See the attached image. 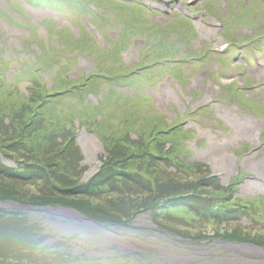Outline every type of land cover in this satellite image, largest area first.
Wrapping results in <instances>:
<instances>
[{"label":"rangeland","instance_id":"1","mask_svg":"<svg viewBox=\"0 0 264 264\" xmlns=\"http://www.w3.org/2000/svg\"><path fill=\"white\" fill-rule=\"evenodd\" d=\"M7 1V0H6ZM13 1V0H12ZM11 1V2H12ZM189 1H194L197 2V0H189ZM10 1H7L6 3L4 2V0H0V9L8 10V14L1 16L0 15V55L6 58V62L10 65V67L12 68H16V70L19 69V67H21L23 64H26L27 62H29V58L31 57V53H30V45L33 43L30 40H28V42L23 41V39L25 37H28L31 32H34V30L37 33V36L39 38H42L43 41L47 44H53L52 41H49L45 32V29H43L41 26H37V28L35 27L36 24L33 25H29L28 23L30 21H32L33 23L37 22L38 20L42 19V18H47L48 17V12L45 9H33L30 7H27L26 4H24V1L22 0H14V2L11 3ZM10 4V6H9ZM19 7H21L22 9H19ZM5 8V9H4ZM9 8H11V11L9 10ZM144 13V11H142ZM226 12V11H224ZM161 15H164L162 12L160 13ZM132 16V15H131ZM171 24L169 26V28L167 29L166 34H163V41L165 42V50L166 51H170L173 49H176V47L179 45V47L181 48V50H186L187 54H190V44L192 42V40L194 38H197L198 36V32L197 30H195V27L193 25L192 22H188L185 20V18L180 17V15L176 16L175 14H171ZM170 16H158L156 20L161 21L162 24H166L167 22L170 21ZM67 17H71L72 21L74 22V28L80 30L79 34L81 33L83 34H87L86 36V41L87 42H91V40L96 42H99L100 47L103 49L106 47L107 45V39H104L103 37V31L107 34L110 35V37L112 39H115V32L116 29L113 25L107 26L105 27L103 30L100 28V30H96L90 27V24H86V16H77L75 20L72 17L73 16H59L57 18H54L55 22L57 24H62L64 22H67ZM252 17H256V16H252ZM225 18V19H223ZM222 19L225 23V28L223 31V35H228L230 34L233 30H235L237 27L240 26H246V25H250L251 27L254 26V24L250 21L249 16H230L228 18V16H222ZM128 22H130L132 25H137L138 23L141 25H145L146 22L143 23V21H145L144 19H132L131 17H128ZM160 23V22H159ZM71 24V22H70ZM147 24V23H146ZM161 25L158 24H154L151 28L152 30L154 29H158L160 28ZM35 27V29H33ZM145 28L149 30V25L147 24L145 26ZM84 29L86 30V32L84 31ZM136 32L143 36L144 38H146L147 32L145 33H141L139 31L136 30ZM160 34H162L161 32H156V33H152L149 34L147 36V39H151L152 36L154 35L153 41H157L160 37ZM70 35L73 37V39L77 38V34H74L71 32ZM130 35L127 33L125 35V38L123 40V42L126 41V39L129 37ZM178 36V37H177ZM210 37H205V36H201L200 32H199V36L196 39V41L200 40V44L202 41H209ZM143 45V41H134L132 40V42L129 44L128 49L126 52H122L121 53V57H123V62H125V66L128 67H133L136 65V61H137V57L141 56L142 51L140 52V54L138 55L137 52L140 50L141 46ZM193 45L197 46L199 44H197V42L193 43ZM55 46V45H54ZM189 48V49H188ZM189 50V51H188ZM43 52H46L49 57L52 60V70L55 69L56 72H52L51 76H54L55 73H57V77L58 79H64L66 77V74L69 77H77L81 74L80 70L82 69L80 68H75L74 65L77 64L76 58H75V62H73V59L71 58V50L68 47H64L63 45H59V46H55V48H47L44 49ZM43 52H41L43 54ZM178 52H180L179 50H175L173 51L174 54H178ZM203 52V51H202ZM114 54V52H112ZM170 55V53H169ZM98 55L95 54H84L82 57H86V59L89 61H98ZM38 60V59H36ZM36 60H33L36 61ZM219 62V61H218ZM231 62V59H229V63ZM85 63V62H84ZM213 63H215V61L211 60L210 58H207V60L202 64L203 66V70L200 71V69H198L197 71H195L196 69L191 68L190 72L191 74H194L195 72H199L193 75L192 79L193 81H189L191 83V88L194 90H196L198 92V95L200 96V102L203 103V101L208 98L211 97L210 95L214 94L216 95V97L220 98L221 95V91L223 94V101H226V103H232L234 106H236L239 110L255 117V118H263L264 119V100L262 101H257L256 99H258L259 97V91L256 90L255 88H253L252 86L248 85L247 82H245V85L243 86H238L237 84H242L243 83V79H244V75H248L250 74L247 70V68L243 69V70H237L236 68L230 67V68H225L222 69L221 66H215L213 65ZM34 66V64H33ZM32 66V67H33ZM67 67H72L71 69L67 70V73H65ZM185 67V66H184ZM182 68L180 70L181 74L183 76L187 75V72L185 71V68ZM90 68V67H89ZM114 69H122V67H117ZM206 70V71H205ZM207 70L211 72H215L216 70L219 71H224V75L223 78L227 77L228 74L231 72L233 78L237 79L239 82H230V83H225L221 80H217L214 81V83L212 82V85L209 84V82H211V80L209 79V73H206ZM256 68H253V73H251L250 75H248L249 77L252 78H256V76L254 74H256ZM245 71V72H244ZM243 73V76L242 74ZM6 75H8V73H6ZM21 75V74H20ZM46 78H50L49 75L45 76ZM212 77V76H210ZM229 77V78H231ZM189 79V77H187ZM260 77H258L256 80H258ZM190 80V79H189ZM195 80H199V81H195ZM255 80V81H256ZM264 80V79H263ZM10 82L14 85L15 83H18L19 86L22 89V86L24 85L23 81L21 80V76H11L10 78ZM161 82H168L170 84V86L172 88H174L175 90H177L178 88L175 87L174 85V81L170 78L167 77L164 80H162ZM161 82L155 83L152 86L148 87V84L145 85L144 89L141 90V92L139 93L140 98H145L150 101L151 104V108H153L154 112H162L165 113L168 111V108L170 110L171 105L174 104V102L170 103L167 105V103L170 101L171 98H169L168 94H161V97L155 95L156 92H158V90H160V93L165 89L164 86H162V88L159 87V85H162ZM200 82V83H198ZM193 83L197 84V87L193 86ZM219 83V85H218ZM26 85V84H25ZM220 86L221 89L219 88ZM119 88V89H118ZM117 90L114 92L115 94H117V97L114 99H110V104L108 105V110L112 111L114 106H119L120 104H123V108L119 109L118 111L124 110L128 107V104H124L121 103V101H123L121 99V93L123 90V87H118ZM214 88H218V92L214 90ZM122 89V90H121ZM155 90V91H154ZM214 90V91H212ZM154 91V92H153ZM212 91V94H207L209 92ZM135 91L132 90V94ZM101 93V92H100ZM127 94H129V92H126ZM152 93V94H151ZM127 94H123V97H127ZM154 94V96H153ZM92 95L94 96V94L92 93ZM213 95V96H214ZM261 95L264 98V89H262ZM103 96V93H101L99 96H97L96 99V103H100L101 101V97ZM197 97V94H196ZM15 95H12L9 99L13 100L11 103V107L9 109V111L7 113H3L2 117L0 118V144L4 147L8 145V141L11 140L12 138L10 137V135H18V132L13 130L10 133L7 132V130L10 128L8 124H4L3 123V116L9 114L10 116H16L17 114L15 113L16 109H19L20 107V99L14 100ZM95 98V97H94ZM94 98H92L93 100H95ZM131 100L133 101L136 97L131 95L130 96ZM134 98V99H132ZM117 100V105H113V103L115 102V100ZM142 103L140 104V107H142ZM216 105L218 107V104L215 102H210L207 105V109L208 111L212 112V109L215 106L216 109ZM150 107V106H149ZM117 112V111H116ZM147 110L144 111L143 115H147ZM204 113H207L205 111H203ZM218 113V115H217ZM215 113L216 116L220 119H222L221 115L219 114V111ZM168 117H170V115H168ZM124 118H128V115H125ZM143 119V117H141ZM159 119L161 120H166L165 115L161 116ZM171 119V118H170ZM136 120V119H134ZM40 122V121H39ZM127 125L129 126H137V124L135 122L131 123L130 121H128ZM162 125V124H160ZM253 128V127H251ZM131 131L132 134H134L135 132L141 133V130L138 127L130 128L129 129ZM90 131V129L88 130ZM9 134V135H8ZM56 136L59 138L60 134H56ZM226 136V135H225ZM147 135H145L144 137H140L137 136V138H139L140 142L138 143V145L133 149L134 152L136 151H142L143 154H146L145 151H151L155 146L158 147V149H163L165 148V150L162 153L163 157H167L168 156H172L174 155L175 157L178 156V151L180 150L179 148H176L173 152L171 151V146L167 145L165 140L164 141H155L153 139H147ZM179 137L180 138H185L183 133H180L179 136H176V141H179ZM245 141H251V139H245ZM104 141L107 144L108 148L106 149V153L102 162V165L100 166L101 171L103 176H105L106 174H108V165L107 162L109 160V158H111V154L113 153L112 147L111 145L115 142L113 141H109L107 139H104ZM160 141V142H159ZM172 144V147L175 146V143ZM57 142L59 143V141L57 140ZM163 142V143H161ZM188 142V140L184 141V144H186ZM118 143L122 144V143H126L127 139H122L120 141H118ZM19 149L15 152V154H17V156H24V151H28L29 149V145H28V141L25 140L24 143H18L17 144ZM90 145V144H89ZM231 143H227L226 144V148L228 149V151L230 149ZM93 150H96V146L93 144ZM132 145H125L123 148L124 150L131 148ZM1 147V146H0ZM52 145L49 144V148H51ZM58 148V147H57ZM187 148V147H185ZM189 150H192V148H187ZM244 149L245 148H241L240 146H236V148L233 150V153L236 156H241L244 153ZM24 150V151H23ZM45 151V148L43 149ZM258 150H261L260 147H258ZM132 150L128 151L126 154H122V155H127L128 153H130ZM55 152V151H54ZM42 153V152H40ZM65 154H62L61 156H59V158H63L61 162H59L58 167L52 166L50 165L49 167H47V161H49V159H45V152L43 155V158L41 157L38 161L39 163H41V165L44 167L45 170H47L46 176L48 179V182H57L58 178L60 177H65V178H69L68 182H58L55 183L56 186L60 189H65L67 192H62L63 195L66 196L67 200L69 201H77L78 205L81 204H88L87 209H89L91 212H103L102 215L105 217H114L115 214L110 208H112L113 206H115L117 209H121V207H117L116 204H120L122 203L123 205H126V203H133L136 199H135V195L131 194V192H128L127 190H125L124 186H116V185H112V187L108 188V191H105V193L103 195H99L97 193H95L93 196H88V195H83V194H77L74 192L73 188L74 185L71 184L75 181V179L78 177L79 175V171H77L76 169H80L81 171H83L85 169V163L82 161V159L84 158V155L82 154H78V148L76 149H71L70 147H68L67 151L64 152ZM99 153V151H97V154ZM47 154L52 155L53 151L48 150ZM101 154V153H100ZM183 154V153H181ZM263 154H264V150H263ZM28 155L30 156V154L28 153ZM64 155H68V161L65 163V157ZM263 156V155H262ZM82 157V158H81ZM38 156L34 157V160L37 161ZM76 158H81V160L79 161V165L77 163V161L75 160ZM206 157H188L185 156V158H183V160L186 161H211L209 157L206 158V160H204ZM264 158V157H263ZM85 160H87V156L85 157ZM174 160L170 161L169 159H160L159 161H157L154 166H150V165H145L144 166V171L147 174H155L157 178H165L168 179L169 181L166 180H161L159 181L160 183H164V185L162 186V188L164 189H169V188H174V189H190L191 193H195L198 194L200 193L201 196H203V199L201 200L200 203H206L208 200H210L206 195L205 192H207L208 194H212L214 196H219V197H225L226 193L229 194L231 197L234 196L233 193L230 190H233V187L228 186V184L233 183L235 181L234 177L231 178V180H229L230 176H228V178L226 179H221V178H216L213 179L212 174L209 173V179H202L200 180V178L206 176L207 172H210L211 170V166L210 164H207V166H209V170L207 171V166L205 167L204 171L206 172H202L200 170H195L183 165H179L178 163H174ZM82 162L84 164H82ZM68 167H71L75 170L70 171L68 169ZM27 170V169H26ZM34 169H29L27 170L28 174L33 173ZM25 173V172H24ZM32 176V175H31ZM29 176L30 178H28L27 180H22V182H16L10 179L5 178L4 176L0 175V194H10L22 199H26L29 201H34L35 199L44 197L46 194H42V193H36V191L38 190H42L45 189L46 187L50 188V184L49 183H45L44 181H42L44 175L41 172H37L36 174H34V177L37 178L38 180H33V177ZM177 176V177H176ZM65 180V179H64ZM199 183V184H198ZM157 186V184H155ZM227 185V186H226ZM225 189V191H223L222 189ZM258 189V188H256ZM247 190L241 191L239 194L235 195L234 197L236 198H231V201H246L249 203L250 207L255 205L253 210H248L247 212H244L243 214H241L240 212L236 213L235 216L233 217H229L228 219H226L225 221H221L219 224H215V223H208V225H206V229H211L213 227V231L220 229L222 231H226V230H239L238 232L244 236V237H248L247 239H253V240H258V241H262L264 239V213H255L257 208H260V210H264V199L262 198L261 203L259 202L261 199V195L258 193L260 191H257L255 193H249L246 192ZM33 192V193H31ZM29 198H34V200L29 199ZM54 200H49L50 202L55 201V200H61L63 199V197L61 196H55ZM61 202V201H60ZM257 206V208H256ZM67 208V207H66ZM67 213H70L69 211H65ZM176 215L182 216L183 217V213H176V212H172ZM255 215V216H254ZM251 217L255 218L256 221H261V222H254L255 220H253ZM1 218V217H0ZM126 218V217H125ZM137 218L139 221H137ZM151 217L149 216H145L144 219H142V216L137 215L132 222L136 223V224H144L145 222H147L148 220L151 222ZM188 220V221H187ZM158 221L164 225L166 228H169L170 231H177V229H179L181 233L185 232L188 236H179V235H174V234H170L168 233L165 229L163 228H157L156 232L154 233L153 237H158L160 238V242H162L158 247L159 248H163V249H167V248H174V252H181V250H177L176 245L171 242L168 241L164 236L168 237V236H178V237H195L198 236V234H203V232H205V235L209 234V231L207 230H203L202 226L204 224H206L205 222H201V221H197V220H192V219H170L167 218L166 216H164L163 219H158ZM187 221V222H186ZM56 222H61L60 220L54 219L50 216L47 217V220H45L44 223H47V227H40L39 224L37 222H31L29 221V226H31L32 230L35 231H41L43 232L45 229H48L49 231H52V240L56 242H61V246L62 247H72L73 246V240L70 239H63L64 237L61 236L60 234V228L59 226H57V228L55 230H52V227L56 226ZM2 223V222H0ZM152 224H155L153 222H151ZM13 226H18L19 227V232L24 233V231L26 230L27 224L25 222H21L19 225H14V223L11 222H5L2 225H0V264H10L9 260H11V258H14L17 253H14L15 251H17V246H20L21 244H17L14 242H6V239L8 238H13V233L15 231L14 228H12ZM40 228V229H38ZM38 229V230H37ZM193 232V233H192ZM219 239H215L214 241H217ZM99 242L105 244V245H111V244H116L110 248H108L109 252H118V253H123V255L128 258V259H132L134 261H136L137 259V255L139 254L138 252V246L135 245L133 242L128 241L126 244H121L117 239H110L109 241H104V240H98ZM141 241H144L141 240ZM63 242V243H62ZM212 242V241H211ZM214 243H208L205 248H215V244ZM8 251L13 252L14 254H10L7 253ZM198 251V250H196ZM156 264H159L158 262H156Z\"/></svg>","mask_w":264,"mask_h":264},{"label":"trees","instance_id":"2","mask_svg":"<svg viewBox=\"0 0 264 264\" xmlns=\"http://www.w3.org/2000/svg\"><path fill=\"white\" fill-rule=\"evenodd\" d=\"M14 93H16V92H14ZM14 95H17V94H14ZM8 94H3V93H1L0 92V102H2V100H8ZM23 96V95H22ZM36 103H35V98L31 95L30 96V98L29 99H27V98H22L21 99V102H20V107H19V110H23V116H19V117H17V118H20V119H23V121H24V123H23V125L19 128L18 126H17V118H15V119H13L12 120V122H11V125H9V129L7 130V132L8 133H10L11 131H13V130H15V131H17L20 135H22V133H23V131H24V128H25V126H27L28 125V123H29V119L27 118L28 117V113H32L33 112V108H32V106L33 105H35ZM59 117H62V118H64L65 117V114H62V115H60L59 114V116H58V118ZM11 147H17V148H19L18 146H16V145H7V146H4L3 148L4 149H6V150H4V153H5V155H9L10 154V152H9V149L11 148ZM32 148H34V147H32ZM31 148V149H32ZM57 154H59L58 152H57ZM68 169L70 170V171H73V168H71V167H68ZM2 172H10L9 174L10 175H13V174H19V173H21V172H23L22 171V169L21 168H16V169H12V171L11 170H9L8 168H6V166L4 165V164H2L1 162H0V173H2ZM67 181L69 180V178H67L66 179ZM147 201H148V198L146 199ZM145 200V201H146ZM136 202V201H135ZM133 205H136V204H133ZM142 205H145V204H142Z\"/></svg>","mask_w":264,"mask_h":264},{"label":"flooded vegetation","instance_id":"3","mask_svg":"<svg viewBox=\"0 0 264 264\" xmlns=\"http://www.w3.org/2000/svg\"><path fill=\"white\" fill-rule=\"evenodd\" d=\"M85 241L87 240H84L83 243H85ZM215 248H219V246H216ZM214 249V248H213ZM158 253L160 254L159 256H157L158 258V262L159 263H162V262H165L166 261V258L164 256V254L162 252H160L158 250ZM233 253L235 254V251H233ZM256 256L258 257H262L263 255L260 254V253H254ZM88 256V259L85 261V263L87 264H91L93 261L91 260V257H100L102 260H106V259H109L107 257L106 254H92L90 251L87 252V255H84L83 257H87ZM172 256L171 258H168V260L170 261V264H196L194 263L193 261L189 260L188 258L184 257V256H181V255H176V253H172ZM231 259V260H230ZM233 261V262H236V264H240L241 262L239 261V258H222L220 260H214L215 264H229L230 261ZM101 264H113L111 262H102Z\"/></svg>","mask_w":264,"mask_h":264},{"label":"bare ground","instance_id":"4","mask_svg":"<svg viewBox=\"0 0 264 264\" xmlns=\"http://www.w3.org/2000/svg\"><path fill=\"white\" fill-rule=\"evenodd\" d=\"M208 30H209V29H208ZM208 30H207V29H204L205 33H207ZM208 33H209V32H208ZM166 90H167V89H166ZM167 91H168V90H167ZM167 91H162L161 94H167V93H169V92H167ZM247 134H248L249 136H254L256 133H255L254 131H250V132H248ZM239 137H240V134L234 136V138H239ZM84 148H85V147H84ZM219 148H220L219 146H214V147H213V151H218ZM92 150H93V149L91 148L90 151H92ZM211 150H212V149H211ZM211 150L206 151L205 154H207V155H204V156H202V157H205V156H209V155H211V154H210V153H211ZM223 150H224V149H223ZM85 152L88 153L87 151H85ZM198 154H199V156L202 155L201 152H199ZM227 157H228V152L224 151V152L220 155L219 159H220V161H222L223 164H224L225 161L227 160ZM253 164H256V165L260 166L259 158H257V159L255 160V163H253ZM128 175H129V174H128Z\"/></svg>","mask_w":264,"mask_h":264}]
</instances>
